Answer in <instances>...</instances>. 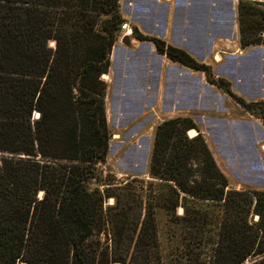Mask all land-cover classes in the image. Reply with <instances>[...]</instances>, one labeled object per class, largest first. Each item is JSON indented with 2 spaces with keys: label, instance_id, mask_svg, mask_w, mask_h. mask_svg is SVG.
I'll return each mask as SVG.
<instances>
[{
  "label": "trees",
  "instance_id": "1",
  "mask_svg": "<svg viewBox=\"0 0 264 264\" xmlns=\"http://www.w3.org/2000/svg\"><path fill=\"white\" fill-rule=\"evenodd\" d=\"M237 20L242 48L264 44V0H238ZM123 23L119 0H0V264H165L156 210L187 261L190 245L206 242L210 264H264V190L229 188L191 117L154 128L157 195L104 183L99 164L111 133L103 75ZM132 36L253 111L208 64L136 26ZM101 233L118 249L128 239L125 255L103 246Z\"/></svg>",
  "mask_w": 264,
  "mask_h": 264
},
{
  "label": "rangeland",
  "instance_id": "2",
  "mask_svg": "<svg viewBox=\"0 0 264 264\" xmlns=\"http://www.w3.org/2000/svg\"><path fill=\"white\" fill-rule=\"evenodd\" d=\"M232 1L234 19L237 20L238 0ZM227 13L230 16L229 7ZM225 32V37L212 39L216 43L202 60L190 55L197 61L208 64L216 76L225 78L230 83L231 91L242 97L246 103H255L251 106L253 111L240 106L220 88L208 83L203 72L175 62L173 63L181 68L177 71L180 79L176 81L179 85L176 97L173 94L175 87L170 83L173 79L171 72L166 70L158 98L154 94L155 85L152 84L151 95H135L139 103L135 100L117 101L111 94L114 73L109 69V77L103 76V79L108 84L105 102L111 138L106 159L99 164L104 183L124 185L128 182L143 193L144 198L151 193L157 195L159 182L149 176L154 128L164 119L187 115L203 134L218 167L227 177L229 188L264 190V120L260 117V112L264 110V44L242 48L238 30L232 34ZM125 33H129L128 30ZM129 37L128 41H123L122 36L118 37L115 45H122L130 50L137 49L146 42L134 38L132 33ZM165 59L172 62L166 56ZM195 93L194 99L192 94ZM37 116L38 113H34L33 117ZM112 203L113 199L110 198L104 205ZM181 213L182 209L178 208L177 214ZM166 221L165 213L156 210L159 251L165 264H210L211 246H207L206 242L201 246L190 245V261L182 257L184 253L181 250L184 248L175 251L173 242L168 238L175 228ZM214 227L213 225L212 237ZM98 236L103 246H108L111 252L114 246L112 247L110 234L101 233ZM124 242V248H114L117 254L125 255L129 240L125 239ZM128 251L127 258L131 255V250ZM248 262L246 260L244 264Z\"/></svg>",
  "mask_w": 264,
  "mask_h": 264
},
{
  "label": "crops",
  "instance_id": "3",
  "mask_svg": "<svg viewBox=\"0 0 264 264\" xmlns=\"http://www.w3.org/2000/svg\"><path fill=\"white\" fill-rule=\"evenodd\" d=\"M233 6L232 0H120L123 17L129 25L128 39L132 27L136 26L142 34L171 42L199 60L212 51V45L216 43L212 39L225 37V31L232 34L238 30ZM115 44L110 52L114 100L138 102L135 95H151L152 84L158 98L166 70L171 72L173 79L170 83L175 87L174 96H177L179 85L176 81L180 79L177 71L181 68L167 62L165 55L158 53L152 42H143L137 49L130 50ZM109 75L110 71L104 77ZM192 95L195 99L196 93Z\"/></svg>",
  "mask_w": 264,
  "mask_h": 264
},
{
  "label": "built area",
  "instance_id": "4",
  "mask_svg": "<svg viewBox=\"0 0 264 264\" xmlns=\"http://www.w3.org/2000/svg\"><path fill=\"white\" fill-rule=\"evenodd\" d=\"M128 24H127V22L126 23H123L122 25H121V28H120V35H119V37H124L127 33H125L128 29ZM123 33V34H122Z\"/></svg>",
  "mask_w": 264,
  "mask_h": 264
},
{
  "label": "bare ground",
  "instance_id": "5",
  "mask_svg": "<svg viewBox=\"0 0 264 264\" xmlns=\"http://www.w3.org/2000/svg\"><path fill=\"white\" fill-rule=\"evenodd\" d=\"M188 133H189L190 136H194L195 134H197L196 130H194V129H189Z\"/></svg>",
  "mask_w": 264,
  "mask_h": 264
},
{
  "label": "water",
  "instance_id": "6",
  "mask_svg": "<svg viewBox=\"0 0 264 264\" xmlns=\"http://www.w3.org/2000/svg\"><path fill=\"white\" fill-rule=\"evenodd\" d=\"M123 41H128V36H127V35H125V36L123 37Z\"/></svg>",
  "mask_w": 264,
  "mask_h": 264
}]
</instances>
